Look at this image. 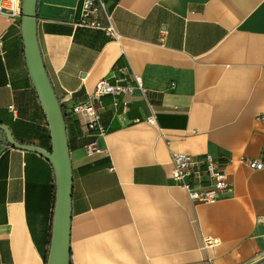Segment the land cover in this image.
I'll return each mask as SVG.
<instances>
[{
  "label": "crops",
  "instance_id": "0c3cea01",
  "mask_svg": "<svg viewBox=\"0 0 264 264\" xmlns=\"http://www.w3.org/2000/svg\"><path fill=\"white\" fill-rule=\"evenodd\" d=\"M111 13V0H103ZM82 0H38L42 62L64 113L72 172L70 264H119L114 94L94 100L102 135L67 109L100 79L113 82L112 37L76 24ZM20 19L0 15V124L24 145L50 151V128L25 60ZM95 142L107 154H86ZM55 172L50 160L11 145L0 129V264H46Z\"/></svg>",
  "mask_w": 264,
  "mask_h": 264
},
{
  "label": "water",
  "instance_id": "95a60500",
  "mask_svg": "<svg viewBox=\"0 0 264 264\" xmlns=\"http://www.w3.org/2000/svg\"><path fill=\"white\" fill-rule=\"evenodd\" d=\"M37 1L22 0L20 27L25 47V60L50 128L51 149L47 151L35 145H24L11 136L7 126L0 124V129L5 132L6 139L11 145L25 150L36 151L47 157L52 163L53 171L55 172L56 191L46 264H70L73 176L71 172L68 140H66L64 113L61 109L59 99L53 91L44 62H42L40 48L38 47L36 31Z\"/></svg>",
  "mask_w": 264,
  "mask_h": 264
},
{
  "label": "built area",
  "instance_id": "2783aa9c",
  "mask_svg": "<svg viewBox=\"0 0 264 264\" xmlns=\"http://www.w3.org/2000/svg\"><path fill=\"white\" fill-rule=\"evenodd\" d=\"M21 7L22 0H0V15L6 17L7 20H21ZM79 14L80 16L76 21L77 25L104 30L112 37L111 13L105 8L103 0H82ZM105 94H114V84L107 78L98 80L86 98L66 102L69 112L76 115L81 124L88 130H94L100 135L104 133V128L98 122L99 115L94 108V100ZM85 152L88 155L99 152L107 154V150L99 148L95 142L87 145Z\"/></svg>",
  "mask_w": 264,
  "mask_h": 264
},
{
  "label": "trees",
  "instance_id": "16d2710c",
  "mask_svg": "<svg viewBox=\"0 0 264 264\" xmlns=\"http://www.w3.org/2000/svg\"><path fill=\"white\" fill-rule=\"evenodd\" d=\"M50 237H51V235H50ZM50 237H49V244H50ZM47 259V258H46Z\"/></svg>",
  "mask_w": 264,
  "mask_h": 264
}]
</instances>
